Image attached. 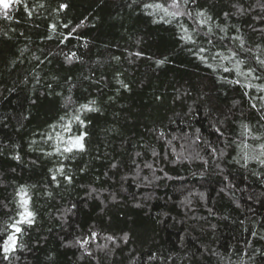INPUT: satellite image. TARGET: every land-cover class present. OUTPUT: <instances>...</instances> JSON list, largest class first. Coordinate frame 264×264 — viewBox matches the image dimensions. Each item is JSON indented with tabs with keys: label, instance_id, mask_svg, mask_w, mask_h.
<instances>
[{
	"label": "trees",
	"instance_id": "trees-1",
	"mask_svg": "<svg viewBox=\"0 0 264 264\" xmlns=\"http://www.w3.org/2000/svg\"><path fill=\"white\" fill-rule=\"evenodd\" d=\"M22 196L0 264H264V0H14L0 245Z\"/></svg>",
	"mask_w": 264,
	"mask_h": 264
},
{
	"label": "snow or ice",
	"instance_id": "snow-or-ice-1",
	"mask_svg": "<svg viewBox=\"0 0 264 264\" xmlns=\"http://www.w3.org/2000/svg\"><path fill=\"white\" fill-rule=\"evenodd\" d=\"M14 2V0H0V8H2L3 10H5V14H6V10L11 6V4ZM15 2H19V0H15ZM157 7H161L160 5H157ZM165 11H167L165 9ZM199 15H203V13H200ZM83 107H87L86 105ZM88 110L92 111L94 109L89 108ZM77 120H79V117H76ZM83 139V136H79L76 137L75 139L71 140V146L66 147L64 150L67 152H71L73 150V147H77L80 150L83 149V144L81 143ZM27 203L28 201L26 199H23V196L21 197V207L23 208V212L20 214L21 215V219L19 221L16 222V224L11 225L10 227L14 228L15 231L8 235L7 238L3 241V244L0 245V247L3 248L4 252H9L11 250H14L15 245L17 243V236L16 233H19L21 231V228L17 226V224L20 223H31V217H32V213L28 211L27 209Z\"/></svg>",
	"mask_w": 264,
	"mask_h": 264
},
{
	"label": "rangeland",
	"instance_id": "rangeland-1",
	"mask_svg": "<svg viewBox=\"0 0 264 264\" xmlns=\"http://www.w3.org/2000/svg\"><path fill=\"white\" fill-rule=\"evenodd\" d=\"M8 9H9V8H8ZM8 9H7V10H8ZM7 10H6V11H7ZM0 12H5V10H3L2 8H0Z\"/></svg>",
	"mask_w": 264,
	"mask_h": 264
}]
</instances>
